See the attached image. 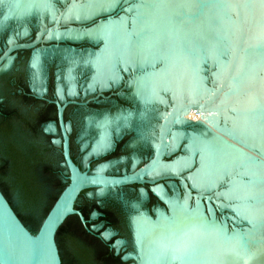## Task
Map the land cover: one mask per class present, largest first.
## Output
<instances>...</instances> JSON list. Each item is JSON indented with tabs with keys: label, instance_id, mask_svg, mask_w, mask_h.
Returning a JSON list of instances; mask_svg holds the SVG:
<instances>
[{
	"label": "water",
	"instance_id": "1",
	"mask_svg": "<svg viewBox=\"0 0 264 264\" xmlns=\"http://www.w3.org/2000/svg\"><path fill=\"white\" fill-rule=\"evenodd\" d=\"M0 1L9 3L4 8V18L21 20L46 13L54 16L52 24L30 42L8 46L0 54V64L11 51L31 48L44 33L62 27L84 31L122 19L127 40L135 39L137 34L131 31L132 20L139 17L135 7L144 3L116 0L105 11L65 23L64 16L87 0H46L60 7L53 9L45 1L43 14L33 11L16 18L11 16L13 1ZM167 3V10L178 7L166 18L179 22H173L176 26L171 22L175 29L173 36L163 42L164 53L135 68L116 63L113 72L117 81L123 74L129 75L125 81L130 84L135 77L171 63L179 52L175 63L192 67L198 88L190 98L181 93L176 100L169 91L159 92L165 107L155 132L152 155L131 172L112 175L87 170L76 147L73 120L64 105L0 76V264H137L142 258L137 234L141 227L136 226L134 218L148 184L163 180L178 182L184 214L190 213L187 208L193 199L199 220L215 225L213 241L225 247V264H264V19L258 18L259 7L263 6L264 13V0ZM56 42L96 46L92 58L107 45L100 36L75 40L61 37ZM89 64L96 75L95 65L90 61ZM242 64L243 78L227 93ZM244 102L250 103L243 104L247 129L253 132L260 128L257 144L239 143L232 132L234 108ZM190 113L214 117V128L219 133L201 122L177 124L178 119ZM186 124L195 128L185 131ZM176 128L183 137L177 144L182 143L181 153L173 161L187 157L188 166L176 174L148 178L161 164ZM196 132L199 138L212 136L221 146L241 155L208 189L192 187L186 177L203 161L200 152L188 151V138ZM224 190L238 193L224 198L218 195ZM165 203L171 213L172 207H179L168 199ZM179 223L180 218L172 215L163 222L166 226L157 230L172 231ZM180 263L198 264L193 246L176 253L168 264Z\"/></svg>",
	"mask_w": 264,
	"mask_h": 264
},
{
	"label": "bare ground",
	"instance_id": "2",
	"mask_svg": "<svg viewBox=\"0 0 264 264\" xmlns=\"http://www.w3.org/2000/svg\"><path fill=\"white\" fill-rule=\"evenodd\" d=\"M12 1L14 9L11 10V16L15 18L33 13V11L43 14V11L46 9L45 7H47L45 4L46 0ZM115 1L116 0H87L80 6L71 9L64 16V20L86 19L93 13L109 9ZM167 1L168 0H144V3L136 5V15L139 17L132 20L131 26L132 33L137 34L135 39L127 40V36L124 34L123 30L122 19L101 23L84 31H75L71 29L62 33H57L58 31H56L55 33L57 34L54 36L51 35L49 38L64 37L75 40L82 37H104L107 41L105 49L101 51L98 56L90 60V62L95 65L96 81L100 87L104 88L107 86L106 83L108 80L114 83L118 82L116 80V74L112 69L114 64L119 63L122 66L135 68L151 63L164 53L163 42L166 41L167 37L173 36V29H175L174 27L176 26V24L173 23L175 20L172 22L169 18H166V14L174 10L176 11L177 5L180 3L179 1L176 3L175 9L170 7L171 9L167 10ZM262 7L258 9V18L261 20L264 19V13H262L261 10ZM50 9L51 8H48L49 11ZM51 16L52 15H50V18ZM171 22L175 26H171ZM177 22L179 21L177 20ZM178 55L179 52H176L173 57L174 61L162 66L157 71L141 74L130 81L131 88H133L132 93L139 98L138 100L150 104L153 102L165 104L164 98H161L159 94L161 90L171 92V97L174 100L178 99L181 93L189 98L195 94L198 88L197 76L192 71L191 66H179L175 63ZM185 57L186 56H184V58ZM3 63L0 64V68ZM244 70L245 68L242 64L239 73L236 74L227 93L239 84V81L243 78L242 73ZM243 104L250 103L244 102L235 106V116L230 120L233 125V135L237 138L239 143L249 144L252 142L257 144V135L259 134L260 128L257 127L258 123L255 122L254 125L257 129L253 132L247 129L246 123L244 124L243 122L245 117V108ZM213 120H215L214 117L190 113L178 119L177 124L181 125L185 121L201 122L207 125L213 132L219 133V130L214 128ZM95 123L97 126L105 125L104 120H99ZM103 126H101L99 131L98 139L93 143L92 152L95 154L104 151L107 147L104 135L105 128ZM222 131L225 133L224 129ZM182 137L183 133L181 130L172 132L169 140L168 153H172V151L176 150L177 144ZM188 141V151L192 152L193 150H197L200 152L201 157H203L202 164L194 172L186 175L191 186L194 188H210L223 174L229 171L241 157L239 153L221 146L217 139H214L212 136L199 138L196 132L189 136ZM107 166L108 164L101 166L99 171L105 170ZM187 166V157H181L172 162H162L156 169L150 172L149 175L154 176L162 172L176 174ZM153 191L161 195L159 187H157V189L154 188ZM235 192L236 191H234V193ZM232 193V191L227 192L224 190L218 195L229 198ZM216 203L224 205L219 201L217 202V200ZM171 209V215L180 218V223L176 229L172 231H159L146 229L142 226L139 229L141 231L137 234L141 242L140 252L143 260H138L137 264H168L171 259L175 258L176 253H180L182 250L192 246L195 248V256L198 260V264H225L226 255L224 254L225 250H223L225 247H221L213 241V236H216L215 234L217 233L215 225L203 224L198 218L199 212L195 207L189 214L176 213L177 210L180 211L183 209L180 206L178 208L172 207ZM193 211H197L198 213L194 214L192 213ZM139 224L142 225L143 223L138 221V225ZM219 243L222 244L223 242L220 241Z\"/></svg>",
	"mask_w": 264,
	"mask_h": 264
},
{
	"label": "flooded vegetation",
	"instance_id": "3",
	"mask_svg": "<svg viewBox=\"0 0 264 264\" xmlns=\"http://www.w3.org/2000/svg\"><path fill=\"white\" fill-rule=\"evenodd\" d=\"M47 3L53 9L60 7V4ZM7 4L0 1V54L12 44L30 42L39 31L50 26L54 18L53 14H50V18L48 13L42 17H24L21 20L4 18ZM62 22L66 23L65 20ZM67 30V27H62L46 32L33 47L11 51L1 62L7 61L0 68V76L59 106L64 105L63 108L73 120L76 147L81 163L87 170L112 175L131 172L150 159L155 132L165 104L138 100L129 82L125 81L129 75L123 74L115 83L108 80L107 86L100 87L92 69L94 67L89 64L96 46L85 42L57 43L56 38H49ZM99 120L105 122L101 126L105 128L107 147L95 154L92 152L93 143L98 139L101 129L95 122ZM184 126L185 131L195 128L188 124ZM181 146L182 143L177 145L172 153L167 150L162 162H172L181 153ZM107 164L105 170L99 171L101 166ZM148 186L134 221L138 227L157 230L165 227L163 222L172 216L165 200L181 206L184 202L183 193L176 180H163ZM157 187L161 195L153 191ZM194 205L195 200L190 199L187 211H192ZM182 210L176 212L182 214ZM205 213L208 214L207 210ZM138 221L143 224L138 225Z\"/></svg>",
	"mask_w": 264,
	"mask_h": 264
}]
</instances>
